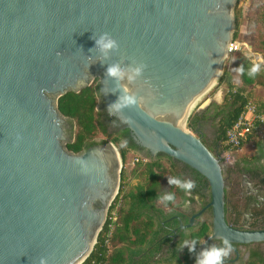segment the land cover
<instances>
[{
	"label": "water",
	"instance_id": "obj_1",
	"mask_svg": "<svg viewBox=\"0 0 264 264\" xmlns=\"http://www.w3.org/2000/svg\"><path fill=\"white\" fill-rule=\"evenodd\" d=\"M235 3L0 0V264H40L42 257L46 264H81L92 251L118 192L121 160L113 144L98 137L78 153L67 150L75 125L59 112L57 99L91 85L95 76L96 109L128 130L142 149L136 153L148 160L163 154L205 178L206 242L220 236L238 244L264 241V230L226 224L221 159L199 132L184 128L189 107L222 74ZM104 32L120 51L102 63L98 51L89 50L93 35ZM116 61L147 66L127 85L143 102L109 115L120 93L111 92L106 70ZM77 159L87 162V174Z\"/></svg>",
	"mask_w": 264,
	"mask_h": 264
},
{
	"label": "trees",
	"instance_id": "obj_2",
	"mask_svg": "<svg viewBox=\"0 0 264 264\" xmlns=\"http://www.w3.org/2000/svg\"><path fill=\"white\" fill-rule=\"evenodd\" d=\"M251 7L249 15L253 17L251 32L253 42L251 48L242 47L240 50L229 54L227 60L234 57V67L243 66L245 74L239 76V83H235L229 69L223 68L222 74L217 81V87H223L221 103L211 101L207 104L205 112L209 114L217 132L215 144H218V151L228 148L224 144L226 132L234 125L246 104L255 105L256 116H264V101L252 100L251 88L254 86L264 89V63L261 64V72L255 78H249L247 70L254 61L264 60V0H250ZM241 8L238 7V0L234 7V32L233 39H236L239 31ZM98 88L92 83L81 89L79 92H67L57 99L59 112L74 122L75 129L72 142L66 144L67 150L78 153L89 146L95 144V139L101 135L102 143L111 142L116 148L120 160L121 170L119 177V187L115 198L108 207L106 220L99 231L96 242L88 257L81 264H148L147 253L142 255L144 245L147 244L153 230V222L141 217L144 208H149L158 201L161 192V181L165 177L184 175L182 169L177 165V161L159 154L160 158L155 160H143L142 158L134 165L129 174L126 175V156L129 151H135L137 147L128 134V130H119V121L110 119L104 110L96 109L98 100ZM114 124L115 128L108 129L107 123ZM259 118L254 122L255 128L261 124ZM186 127L194 131V124L188 119ZM255 129L247 135L246 140L254 139ZM121 140H127V148H121ZM247 141H242L241 145ZM254 152L238 159L237 164L242 165L246 170H252L260 165L264 160V139H254ZM264 168V166H262ZM195 172V171H193ZM198 178L207 185L206 192H201L196 187L190 196L168 186L166 192H175L177 201L184 204L185 200L193 201V196L204 199L209 196L207 181L200 176ZM131 178L138 179L139 182L129 187ZM169 205L168 207H171ZM209 225L203 223L202 226L192 235V239H197V251L203 238L209 233ZM149 243V242H148ZM142 255V256H141ZM137 257H140L136 260ZM195 255L186 248L181 253L177 264H193ZM245 264H264L263 260H256L251 257Z\"/></svg>",
	"mask_w": 264,
	"mask_h": 264
},
{
	"label": "flooded vegetation",
	"instance_id": "obj_3",
	"mask_svg": "<svg viewBox=\"0 0 264 264\" xmlns=\"http://www.w3.org/2000/svg\"><path fill=\"white\" fill-rule=\"evenodd\" d=\"M205 110L206 107L196 115H191L189 119L194 124V130L199 132L205 146L218 155L223 164L225 222L229 227L238 230H264V168L262 167L264 160L252 170H246L242 165H238V160L227 161L222 156L223 151H218L219 146L215 144L217 132L213 121ZM108 117L115 119L112 116ZM107 125L110 130L115 128L112 123H107ZM118 126L120 131L125 130L121 123ZM135 151H142V149L138 148ZM157 158H160L159 154L156 155L155 159ZM176 163L186 177L197 182V188L199 187L201 192H206L207 185L204 182L202 184V180L197 179V172H193L194 170L179 161ZM193 197L188 208H185L184 204H180L179 201L171 207H164L157 201L151 207L144 208L141 217L145 218L146 221L153 222V230L148 239L149 243L147 242L143 246L144 251L142 252V255L148 254V264H177L181 253L187 248L183 247V242L190 241L192 235L203 223L209 225L210 231L201 241L198 251L211 244L218 246L221 244L220 239H211L206 242L211 235V209L206 207L209 202L210 191L209 196L204 199L197 195ZM233 247L234 252L226 264H245L253 256L256 260L264 261V241L248 244L233 243ZM139 258L137 257L136 260Z\"/></svg>",
	"mask_w": 264,
	"mask_h": 264
},
{
	"label": "clouds",
	"instance_id": "obj_4",
	"mask_svg": "<svg viewBox=\"0 0 264 264\" xmlns=\"http://www.w3.org/2000/svg\"><path fill=\"white\" fill-rule=\"evenodd\" d=\"M92 39L95 41V47L90 49H96L99 55L103 58L100 62L105 63L109 60L113 53H119L120 44L119 42L111 36L110 33L104 32L97 35H93ZM57 55H61L57 52ZM262 61H254L251 67L247 70V75L249 78H255L261 72ZM108 67L106 70V76L114 82V86L111 90L112 93L119 91V97L116 101L108 106L109 115H115L117 113L123 112L125 109H132L137 107L143 102L142 97H138L137 94L130 90L127 85L134 84L139 78L144 74V70L147 67L143 63H136L133 61L130 64H124L120 61L113 63H107ZM237 72V78L235 83H239V76L245 74V68L239 66L235 69ZM130 121L125 120L124 123H129ZM127 140H121L120 147L127 148ZM76 164L81 166L82 172L84 174L88 173L87 162L84 160L77 159ZM168 185L179 189L186 195H191L197 187V182L191 178H183L181 176H170L167 177ZM158 202L164 207L169 205H176L177 197L175 192H165L157 197ZM185 208L190 206V201L185 200ZM221 244L218 246L216 244H211L207 247L201 248L197 251V239H192L191 241H184L183 247H187L188 251L195 255V264H226V261L231 259L232 253L234 252V247L232 241L227 236H220ZM40 264H46V258H41Z\"/></svg>",
	"mask_w": 264,
	"mask_h": 264
},
{
	"label": "rangeland",
	"instance_id": "obj_5",
	"mask_svg": "<svg viewBox=\"0 0 264 264\" xmlns=\"http://www.w3.org/2000/svg\"><path fill=\"white\" fill-rule=\"evenodd\" d=\"M237 2V0H236ZM236 5V3H235ZM238 7L241 8L242 15L240 18V25H239V31L238 35L236 37V40L243 42L246 44V47L251 48V44L253 42V34L251 32V25L253 23V17L249 15V10L251 7V2L250 0H238ZM228 55L226 56L222 68L226 66L227 69H229L231 76L233 80L235 81L237 78V72L235 71L234 67V57H231L230 59L227 60ZM263 59L260 58V61ZM99 80L98 76H95L93 83L96 84V82ZM217 82L214 84V86L207 91L199 100L198 104L195 106L194 110L191 111V115H196L201 111V108L203 109L205 107V103L211 102V101H218L216 103H221L222 100V95H223V87H217ZM220 92V97L218 98L217 93ZM251 93H252V100H258V101H264V89L262 87L254 86L251 88ZM214 99V100H213ZM184 128L188 131H191L189 128L186 127V124ZM206 128V127H205ZM192 132V131H191ZM98 138L103 137L101 135L98 136ZM264 139V116H262V122L261 124L255 128V133H254V139ZM254 139H250L245 143L241 145V148L233 155L232 159L238 160L241 157L251 155L254 152ZM66 142H64V145ZM114 146V145H113ZM225 151V150H224ZM141 157L143 160H148L147 158L142 157L135 151H129L126 156V167H125V172L126 175L129 174L130 170L134 167V165L137 163L135 161L136 158ZM230 159V160H232ZM121 170V169H120ZM139 182L138 179L131 178L129 180V187L132 188ZM168 182H167V177L163 178L161 181V192L165 193L168 189Z\"/></svg>",
	"mask_w": 264,
	"mask_h": 264
},
{
	"label": "built area",
	"instance_id": "obj_6",
	"mask_svg": "<svg viewBox=\"0 0 264 264\" xmlns=\"http://www.w3.org/2000/svg\"><path fill=\"white\" fill-rule=\"evenodd\" d=\"M242 47H246V44L232 38L227 46V55L240 50ZM255 110L256 107L254 104H246L237 121L226 132L224 144L228 146V148L223 151L222 156L227 161H231L230 159L233 158V155L241 148L242 141L246 140L247 135L251 134L253 128L255 129V120L259 118L260 121H262V117L256 116ZM140 158L139 156L135 161L138 162Z\"/></svg>",
	"mask_w": 264,
	"mask_h": 264
},
{
	"label": "bare ground",
	"instance_id": "obj_7",
	"mask_svg": "<svg viewBox=\"0 0 264 264\" xmlns=\"http://www.w3.org/2000/svg\"><path fill=\"white\" fill-rule=\"evenodd\" d=\"M220 74L217 76V78L213 81V83L211 84V86L209 87V89L207 91H209L213 86L214 84L218 81V78H219ZM206 91V92H207ZM204 92L190 107H189V113H191L192 110H194L195 106L198 104L199 100H201L202 96L206 93Z\"/></svg>",
	"mask_w": 264,
	"mask_h": 264
},
{
	"label": "crops",
	"instance_id": "obj_8",
	"mask_svg": "<svg viewBox=\"0 0 264 264\" xmlns=\"http://www.w3.org/2000/svg\"><path fill=\"white\" fill-rule=\"evenodd\" d=\"M219 94H220V92L217 93L218 98L220 97ZM213 100H214V99H213ZM215 101H216V100H214V102H215ZM209 102H210V101H209ZM209 102L205 103V107H207V104H208ZM216 102H218V101H216ZM205 107H204V108H205ZM204 108H203V109H204ZM203 109L201 108V110H203Z\"/></svg>",
	"mask_w": 264,
	"mask_h": 264
}]
</instances>
